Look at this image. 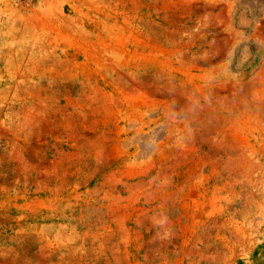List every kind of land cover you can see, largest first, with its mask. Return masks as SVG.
<instances>
[{"label": "rangeland", "instance_id": "obj_1", "mask_svg": "<svg viewBox=\"0 0 264 264\" xmlns=\"http://www.w3.org/2000/svg\"><path fill=\"white\" fill-rule=\"evenodd\" d=\"M0 264H264V0H0Z\"/></svg>", "mask_w": 264, "mask_h": 264}]
</instances>
